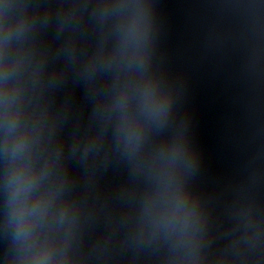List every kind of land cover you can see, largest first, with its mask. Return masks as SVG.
Segmentation results:
<instances>
[{
    "label": "water",
    "instance_id": "water-1",
    "mask_svg": "<svg viewBox=\"0 0 264 264\" xmlns=\"http://www.w3.org/2000/svg\"><path fill=\"white\" fill-rule=\"evenodd\" d=\"M0 264H264V119L0 83Z\"/></svg>",
    "mask_w": 264,
    "mask_h": 264
}]
</instances>
